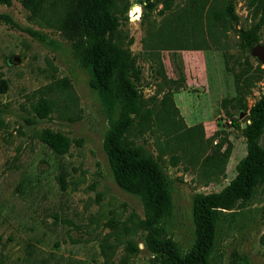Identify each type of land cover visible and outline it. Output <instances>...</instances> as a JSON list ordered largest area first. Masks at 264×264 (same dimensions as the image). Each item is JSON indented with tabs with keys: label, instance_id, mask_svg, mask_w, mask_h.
I'll list each match as a JSON object with an SVG mask.
<instances>
[{
	"label": "rangeland",
	"instance_id": "1",
	"mask_svg": "<svg viewBox=\"0 0 264 264\" xmlns=\"http://www.w3.org/2000/svg\"><path fill=\"white\" fill-rule=\"evenodd\" d=\"M219 1L236 18L217 3L224 14L204 17L205 48L192 47L186 28L192 33L193 25L175 29L172 22L168 42L151 45L157 37L150 29L191 0H173L165 11L160 4L147 16L144 0H127V13L122 5L118 15L119 28L133 38L144 98L159 107L167 94L177 109L176 124L165 113L137 141L164 167L173 204L158 222V237L171 239L181 253L196 241L195 196L218 192L236 176L247 153L243 124L264 94V64L238 38L241 27L259 22L264 43V0ZM0 16V264H163L139 225L145 207L113 178L103 143L110 119L89 85L83 38H66L21 0L0 2ZM246 62L262 72L253 75L241 109L236 73ZM42 99L50 102L46 117L33 108ZM44 128L70 139L66 153L39 139ZM260 144L264 149V131ZM215 214L211 264H264V181L245 201ZM128 240L136 253L125 250Z\"/></svg>",
	"mask_w": 264,
	"mask_h": 264
},
{
	"label": "trees",
	"instance_id": "2",
	"mask_svg": "<svg viewBox=\"0 0 264 264\" xmlns=\"http://www.w3.org/2000/svg\"><path fill=\"white\" fill-rule=\"evenodd\" d=\"M0 2L10 5L12 0ZM144 2V16L160 4L162 11L173 6V0ZM217 3L223 5L219 0H191L189 6H184L180 13L178 11L175 15L171 14L162 21L161 26L150 29L149 35L157 37L156 41L152 40L154 42L151 45L159 48L168 42L167 36L173 33L171 26L169 27L172 22L175 29L179 23L193 25L192 33L186 28V34L193 38L192 47H208L203 20L209 15L217 18L223 16L224 10L222 11ZM21 4L30 15L45 20L60 30L66 38L76 43L83 38L81 49L89 59V85L97 93L110 119L103 143L113 178L121 189L136 195L145 207L147 216L139 225L145 231L147 243L152 251L160 255L163 264H211L210 252L216 226L215 212L222 208L231 209L245 201L253 187L264 181V149L260 144L264 131V94L252 105L250 122L242 128L247 153L237 165L236 176L218 192L199 193L195 196L193 216L196 241L189 251L181 253L171 239L158 237V222L171 213L173 204L164 167L158 157L137 141L150 132L155 121L160 120L161 115L165 113V116L176 124L173 116L177 109L169 95L164 94L160 106L157 107L155 104H149L140 90L142 70L137 64L136 55L130 49L133 38L128 37L119 28L118 15L122 12L120 8L123 5L127 13V0H21ZM204 5H207V8H204ZM224 5L226 13L235 19L232 7L229 4ZM190 10L193 12L192 19H189ZM125 19H128L127 14ZM260 28L259 22L248 28L241 27L238 31L240 45L252 49L260 39ZM177 34L178 32H175L174 35ZM259 69V66L252 68L251 64L246 62L240 65L236 73L240 96L238 101L241 102L238 107L241 109L246 108L245 96L253 85V75L258 71L262 72ZM33 108L38 116L46 117L50 102L42 99L34 104ZM116 109L118 115L114 117ZM38 137L58 154L66 153L71 144L66 135L47 128L42 129ZM137 249L133 241L126 242L127 252L134 254ZM102 252L107 258L103 247Z\"/></svg>",
	"mask_w": 264,
	"mask_h": 264
},
{
	"label": "water",
	"instance_id": "3",
	"mask_svg": "<svg viewBox=\"0 0 264 264\" xmlns=\"http://www.w3.org/2000/svg\"><path fill=\"white\" fill-rule=\"evenodd\" d=\"M252 54L254 57H256L262 64H264V44L263 43H256L253 47H252ZM16 60H18V58H16ZM243 114H246V112H240V116H242ZM247 117L245 116V119ZM246 123L243 124V126H245Z\"/></svg>",
	"mask_w": 264,
	"mask_h": 264
},
{
	"label": "built area",
	"instance_id": "4",
	"mask_svg": "<svg viewBox=\"0 0 264 264\" xmlns=\"http://www.w3.org/2000/svg\"><path fill=\"white\" fill-rule=\"evenodd\" d=\"M134 13H137V9H136V11L134 10L133 13L131 12L130 16H133Z\"/></svg>",
	"mask_w": 264,
	"mask_h": 264
}]
</instances>
